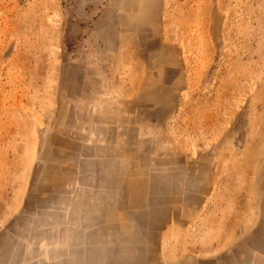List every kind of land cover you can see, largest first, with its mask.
<instances>
[{"label":"rangeland","instance_id":"374dc122","mask_svg":"<svg viewBox=\"0 0 264 264\" xmlns=\"http://www.w3.org/2000/svg\"><path fill=\"white\" fill-rule=\"evenodd\" d=\"M0 264H264V0H0Z\"/></svg>","mask_w":264,"mask_h":264}]
</instances>
